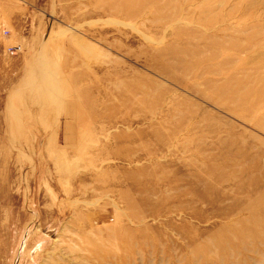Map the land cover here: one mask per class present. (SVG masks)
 I'll list each match as a JSON object with an SVG mask.
<instances>
[{
	"label": "rangeland",
	"instance_id": "1",
	"mask_svg": "<svg viewBox=\"0 0 264 264\" xmlns=\"http://www.w3.org/2000/svg\"><path fill=\"white\" fill-rule=\"evenodd\" d=\"M34 23L0 79V264H264V0Z\"/></svg>",
	"mask_w": 264,
	"mask_h": 264
},
{
	"label": "crops",
	"instance_id": "2",
	"mask_svg": "<svg viewBox=\"0 0 264 264\" xmlns=\"http://www.w3.org/2000/svg\"><path fill=\"white\" fill-rule=\"evenodd\" d=\"M39 2L40 0H0V79H3L5 72L14 74L20 69L17 64L21 51L29 50L27 45L33 34ZM4 30H8V34H4ZM15 46L19 47L16 53L8 54L6 49Z\"/></svg>",
	"mask_w": 264,
	"mask_h": 264
},
{
	"label": "built area",
	"instance_id": "3",
	"mask_svg": "<svg viewBox=\"0 0 264 264\" xmlns=\"http://www.w3.org/2000/svg\"><path fill=\"white\" fill-rule=\"evenodd\" d=\"M4 34H8V30H4V32H3ZM18 46H15V47H8L7 49H6V51H7V53L8 54H15L16 53V51L18 50Z\"/></svg>",
	"mask_w": 264,
	"mask_h": 264
}]
</instances>
